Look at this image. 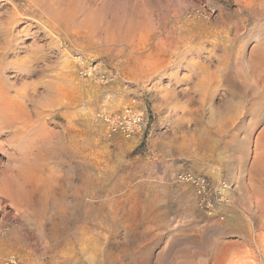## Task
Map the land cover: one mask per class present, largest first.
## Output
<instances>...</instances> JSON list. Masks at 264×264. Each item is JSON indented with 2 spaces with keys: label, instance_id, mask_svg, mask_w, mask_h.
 Wrapping results in <instances>:
<instances>
[{
  "label": "rangeland",
  "instance_id": "rangeland-1",
  "mask_svg": "<svg viewBox=\"0 0 264 264\" xmlns=\"http://www.w3.org/2000/svg\"><path fill=\"white\" fill-rule=\"evenodd\" d=\"M46 1L0 0V86L45 114L0 136V264H264V0ZM125 107L142 138L98 116ZM182 171L228 202L201 209Z\"/></svg>",
  "mask_w": 264,
  "mask_h": 264
},
{
  "label": "bare ground",
  "instance_id": "bare-ground-1",
  "mask_svg": "<svg viewBox=\"0 0 264 264\" xmlns=\"http://www.w3.org/2000/svg\"><path fill=\"white\" fill-rule=\"evenodd\" d=\"M37 1V0H36ZM46 1V0H45ZM78 1V0H77ZM82 1V0H81ZM86 1V0H85ZM84 1V2H85ZM94 1V0H93ZM106 1V0H105ZM47 2V1H46ZM48 2H49V0H48ZM50 2H51V0H50ZM54 2V1H53ZM53 2L51 3V4H53ZM56 2H58V1H56ZM71 2V1H70ZM70 2H67L66 3V5H65V3H64V0H63V3H64V5L62 6V7H59V6H61V5H59V6H57V7H59V9L60 8H62L61 9V13H63L64 12V10H65V15H66V17H67V19L68 18H71L73 15L72 14H74V13H72L73 12V10L72 11H70L71 9H72V7H75L76 5H75V3H74V6L71 4V6L72 7H70ZM42 3V2H41ZM72 3V2H71ZM83 3H81V5H82ZM87 4V3H86ZM101 4V3H100ZM117 5V4H116ZM78 6H79V4H78ZM77 6V7H78ZM128 6V5H127ZM54 7V8H53ZM53 10L55 11V6L53 5ZM81 7V6H80ZM87 7V6H86ZM117 7V6H116ZM119 7V6H118ZM118 7H117V10H118ZM125 7V6H124ZM130 7H132V6H130ZM135 7V6H134ZM134 7H133V9H134ZM46 8V7H45ZM47 8H48V6H47ZM76 8V7H75ZM74 8V9H75ZM64 9V10H63ZM78 9V8H77ZM76 9V10H77ZM103 9V8H102ZM106 9H107V7H106ZM105 9V10H106ZM129 9V8H128ZM127 9V10H128ZM132 9V8H131ZM45 10V9H44ZM56 10H57V8H56ZM76 10H75V13H76ZM126 10V11H127ZM135 10H136V8H135ZM50 11H52V9H50ZM63 11V12H62ZM107 11V10H106ZM110 11V13H111V10H109ZM115 11H116V9H115ZM124 11V10H123ZM45 12V11H44ZM49 12V11H48ZM81 12H83L82 10H81ZM122 12V11H121ZM120 12V13H121ZM79 13V12H78ZM77 13V14H78ZM103 13H105V12H103ZM123 13H125V12H123ZM132 13V12H131ZM84 14V13H83ZM98 14V13H97ZM106 14V13H105ZM118 14V13H117ZM47 15V14H46ZM45 15V16H46ZM56 15V14H55ZM62 15V14H61ZM65 15L64 16H59V17H65ZM102 15V14H101ZM104 15V14H103ZM123 15V14H122ZM48 16V15H47ZM80 16V15H79ZM86 16V15H85ZM91 16V15H90ZM105 16V15H104ZM120 16V15H119ZM119 16H117L116 15V13L115 14H110V21H108V19H107V21H108V23L109 22H112L113 20H115L117 17H119ZM127 16H129V15H127ZM57 17V16H56ZM59 17H57V18H59ZM73 17H75V16H73ZM77 17V16H76ZM82 17V16H81ZM80 17V18H81ZM106 17V16H105ZM105 17H103V16H98L96 19H97V21H102L103 20V18H105ZM121 17H123V16H121ZM130 17V19H131V22H132V20H133V23H134V21H136V20H138V17H139V15L138 16H134V14L132 13V16L130 15L129 16ZM143 17V16H142ZM146 17V16H145ZM78 18V17H77ZM77 18H75L74 20H76ZM83 18H84V16H83ZM91 18V17H90ZM107 18V17H106ZM120 18V17H119ZM51 19V18H50ZM73 19V18H72ZM71 19V20H72ZM79 19V18H78ZM112 19V20H111ZM128 19V18H127ZM143 19V18H142ZM56 20H58V19H56ZM61 20V18L59 19V21ZM66 20V18H63V20H62V22L63 21H65ZM80 20V19H79ZM87 20H88V18H87ZM86 20V21H87ZM125 20V19H124ZM123 20V21H124ZM77 21V20H76ZM97 21L95 22L96 24L95 25H97ZM75 22V21H74ZM79 22H81V21H79ZM116 22V21H115ZM114 22V23H115ZM118 22V21H117ZM125 22V21H124ZM127 22H129V21H126V23ZM130 22V23H131ZM143 22V21H142ZM69 23V22H68ZM84 23V22H83ZM88 23V22H87ZM89 23H92V22H89ZM93 23H94V21H93ZM93 23H92V25H93ZM106 23V22H105ZM138 23H140V22H138ZM137 23V24H138ZM144 23V22H143ZM42 24V23H41ZM51 24V23H50ZM62 24V23H61ZM101 24H103V23H101ZM110 24V23H109ZM120 24L122 25L123 23H121L120 22ZM128 24V23H127ZM135 24V23H134ZM70 25V24H69ZM74 25H75V23H74ZM73 25V26H74ZM91 25V26H92ZM95 25H94V27H95ZM117 25H119V24H117ZM125 25V24H124ZM129 25V24H128ZM131 25V24H130ZM129 25V26H130ZM136 25V24H135ZM141 25V24H140ZM58 26V25H57ZM77 26V25H76ZM87 26H89V25H87ZM86 26V24H85V28L87 27ZM107 28H112V27H108L107 26V24L105 25ZM109 26H111V24L109 25ZM128 26V27H129ZM93 27V28H94ZM98 27V26H97ZM104 27V26H103ZM114 27V26H113ZM121 27V26H120ZM120 27L118 28V29H120ZM123 27V26H122ZM122 27H121V29H122ZM127 27V28H128ZM89 28H91V27H89ZM105 28V27H104ZM115 28H116V26H115ZM134 28V27H133ZM140 28H141V26H140ZM143 28V27H142ZM145 28V27H144ZM73 29V28H72ZM79 29H81V28H79ZM78 29V30H79ZM87 29V28H86ZM85 29V30H86ZM96 29V28H95ZM94 29V30H95ZM98 29H100V27L98 28ZM120 29V31H122ZM135 29V28H134ZM111 30V29H110ZM124 30L125 31H127L125 28H124ZM142 30V29H141ZM147 30V29H146ZM77 31V30H76ZM88 31V30H87ZM101 31H102V28H101ZM107 31V30H106ZM109 31V30H108ZM119 30H117V32H118ZM120 31H119V33H120ZM132 31V30H131ZM136 31V30H135ZM46 32H48V31H46ZM70 32V31H69ZM124 32V31H123ZM88 33H89V31H88ZM110 33V32H109ZM112 33V32H111ZM131 32L129 31V33H128V35L130 34ZM125 34V33H124ZM92 35V34H91ZM96 35V34H95ZM120 35V34H119ZM118 35V36H119ZM127 35V32H126V36L129 38V36ZM65 36V35H64ZM124 36V35H123ZM92 37V36H91ZM95 38V37H94ZM97 38V37H96ZM166 38V37H165ZM119 39H121V38H119ZM124 39V38H123ZM88 40V39H87ZM122 40V39H121ZM123 41V40H122ZM157 41V40H156ZM115 42V41H114ZM141 42V41H140ZM151 42V41H150ZM169 42V41H168ZM130 44V43H129ZM132 44V43H131ZM137 44V43H136ZM160 44V43H159ZM169 44V43H168ZM112 47V46H111ZM134 47V46H133ZM5 50V49H4ZM82 50V49H81ZM136 51V50H135ZM4 53V52H3ZM18 54V53H17ZM2 54H0V56H1ZM25 57H26V55H25ZM3 58V57H2ZM31 58V57H30ZM33 58V57H32ZM25 59V58H24ZM23 60V59H22ZM65 62V61H64ZM21 64V63H20ZM23 65V64H22ZM30 65V64H29ZM2 67V66H1ZM34 67V66H33ZM67 66H63V68L62 69H58L57 71H55V72H52V74L50 73V75L48 76L49 77V80H47V82H45V84H44V86L46 87V89H47V91L49 90V92H51V94H52V96L48 93V95H50V98L48 99V103H47V105H53L56 101H57V97L59 96V93H58V89L60 88V86H61V84H63V83H69V76H70V74H69V71L70 70H67L68 68H66ZM2 69V68H1ZM42 70V69H41ZM1 71V70H0ZM89 71V70H88ZM87 71V72H88ZM1 73V72H0ZM26 74H28V73H26ZM91 75V74H90ZM16 77V76H15ZM57 80H60V81H58L57 82ZM0 81H1V79H0ZM4 82V81H3ZM6 82V81H5ZM70 82H71V80H70ZM8 84V83H7ZM6 85V84H5ZM27 85V84H26ZM30 85V84H29ZM28 86V85H27ZM67 85H65V87H66ZM18 87V86H17ZM31 87V86H30ZM39 87V86H38ZM20 88V87H19ZM27 88V87H26ZM29 88V87H28ZM22 89V88H21ZM17 89V90H15V94H10V92L7 90V88H5V87H1L0 86V136L3 134V133H5V132H12V139H10L9 141H7V143L6 144H9V145H11L12 146V144H15V142H14V139H18L17 138V136H18V134H19V132H23V133H25L24 131L25 130H27V128L30 126V125H32L33 126V123H37L38 121H40L44 116H45V114H44V116L41 114V112L39 111V112H34V111H31V110H29L27 107L28 106H26V100H28L29 99V97H31V95L32 94H35L33 91H28V90H26V89ZM43 89V88H42ZM37 90V89H36ZM45 91V90H44ZM47 96V95H46ZM45 107V106H44ZM43 107V108H44ZM33 109V108H32ZM35 109V108H34ZM37 111V110H36ZM42 112H43V110H42ZM48 116V115H47ZM35 118V119H34ZM42 121V120H41ZM41 121L39 122V123H41ZM33 128V127H32ZM31 131V130H30ZM23 133H21V134H23ZM28 133H30V132H28ZM27 133V134H28ZM31 133H32V131H31ZM7 134V133H6ZM26 134V135H27ZM10 135V134H9ZM32 135V134H31ZM21 136V135H20ZM29 137V136H28ZM8 138V137H7ZM33 140V139H32ZM30 142V141H29ZM33 143H35V142H33ZM3 142L2 141H0V146H3ZM3 148V147H2ZM264 162V161H263ZM260 169L261 170H259L260 172H262V174L264 175V163L261 165V167H260ZM264 234V233H263ZM261 243H263V242H261ZM264 244V243H263ZM259 245V244H258ZM257 245V246H258ZM215 246V245H214ZM213 248H215V247H213ZM253 248V247H252ZM259 248V247H258ZM135 249V248H134ZM226 250V249H225ZM213 251H214V249H213ZM212 251V252H213ZM259 251V250H258ZM129 252V251H128ZM224 252V251H223ZM252 252V251H251ZM260 252V251H259ZM262 252V251H261ZM216 253V252H215ZM217 253H219V252H217ZM227 253V252H226ZM253 253V252H252ZM225 254V253H224ZM249 254H250V252H249ZM225 255H227V254H225ZM224 255V256H225ZM264 255V254H263ZM226 257V256H225ZM247 257H249V256H247ZM250 258V257H249ZM234 259H235V257H234ZM122 261V260H121ZM236 261V260H235ZM217 262V261H216ZM222 262V261H221ZM220 263V262H219ZM223 263H225V261L223 262ZM228 263V262H227ZM218 264V263H217ZM229 264V263H228ZM233 264H234V262H233ZM260 264V263H259Z\"/></svg>",
  "mask_w": 264,
  "mask_h": 264
},
{
  "label": "built area",
  "instance_id": "built-area-1",
  "mask_svg": "<svg viewBox=\"0 0 264 264\" xmlns=\"http://www.w3.org/2000/svg\"><path fill=\"white\" fill-rule=\"evenodd\" d=\"M98 116L110 133H121L124 136L138 135L142 138L141 118L130 107L111 114L101 112ZM176 180L192 187L198 206L207 212H212L216 206L228 202L230 186L224 180H213L203 174L189 171L177 173Z\"/></svg>",
  "mask_w": 264,
  "mask_h": 264
}]
</instances>
